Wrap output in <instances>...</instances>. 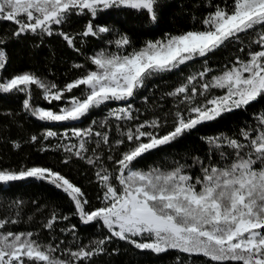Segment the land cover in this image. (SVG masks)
<instances>
[{
    "label": "snow or ice",
    "instance_id": "obj_1",
    "mask_svg": "<svg viewBox=\"0 0 264 264\" xmlns=\"http://www.w3.org/2000/svg\"><path fill=\"white\" fill-rule=\"evenodd\" d=\"M157 3L158 0H0V21L16 25L14 37L30 33L43 39L55 34L79 52L77 37L83 42V38H98L114 31L93 24L100 13L135 10L156 22ZM84 15L91 19L82 32L57 30L73 16ZM200 24L201 28L166 33L161 39L146 41L138 49L132 47L127 34L117 32L115 39L108 41L117 51L105 48L88 57L94 69L85 68L63 87L29 71L0 77V94L23 93V109L31 116L47 122H75L109 102L131 100L152 77L172 72L222 47L239 44L241 53L248 49L246 58L237 56L231 67L226 66L210 79L212 69L205 63L202 70L166 93L179 100L175 110L166 114L172 116V127L164 134L159 129L167 124L166 118L163 122L154 117L132 123L139 120V109L131 103L109 109L103 121H93L87 128L72 127L61 134L51 129L44 132L45 140L59 137L68 141L56 146L68 154L64 163L75 156L94 167L99 165L95 172L102 191L99 207L87 210L89 201L82 189L51 168L0 169V189L28 179L46 181L67 194L83 224L100 223L110 233L75 248H62L64 241L42 242L38 232L7 229L21 222L23 201L14 200L7 205L14 214L0 217V264H88L105 252V244L113 238L154 254L176 251L187 256V264H194L192 257H203L210 264H264V111L256 115L253 126L241 129L238 137H202L214 154L219 153L220 162L205 163L194 157L191 165L177 161L168 170L150 167L145 171L133 166L145 154L175 142L198 126L264 98V0H233L230 8L225 0L224 6L216 4ZM5 43L6 39L0 37V70L8 61ZM254 45L257 50H253ZM129 47L131 51H127ZM73 67L80 69L84 65ZM33 89L41 92L49 104L66 102L58 111L35 106ZM76 89L80 95L65 97ZM216 89L222 94L213 95ZM113 120L118 134L114 141L109 136ZM73 138L76 143H71ZM37 139L31 137L33 142ZM92 144L94 148L89 147ZM102 145L110 153L125 146L118 158L108 155L113 170L102 162ZM89 151L92 155H88ZM196 166L199 175L189 171ZM68 219L53 211L42 227L51 232L57 222ZM60 231L75 237L76 226ZM176 262L186 264L180 256Z\"/></svg>",
    "mask_w": 264,
    "mask_h": 264
},
{
    "label": "trees",
    "instance_id": "obj_2",
    "mask_svg": "<svg viewBox=\"0 0 264 264\" xmlns=\"http://www.w3.org/2000/svg\"><path fill=\"white\" fill-rule=\"evenodd\" d=\"M233 0H227L230 8ZM216 4L225 5V0H158L156 5L157 20L152 22L146 13H138L135 10L112 9L102 12L93 19V24L108 26L114 31L102 34L100 37H77L76 47L79 52L69 48L66 42L59 35L47 36L43 39L33 34H24L14 37L13 32L16 25L13 22L0 21V37L6 39L3 46L8 61L6 67L0 70V77L10 78L14 74L25 71L33 72L37 76L54 81L63 87L67 82L80 76L84 69H94L88 57L94 55L101 49L109 52L117 51L115 45L109 44V40L116 37V33L127 34L132 47L140 48L146 41L161 39L166 33L178 34L193 28H201L200 20L213 11ZM196 20H193V17ZM91 19L90 16H73L66 24L58 28L69 34H76L84 30L85 24ZM247 43V40H245ZM129 47L127 51H131ZM239 44H230L217 51L208 54L207 57L197 58L181 65L172 72L163 73L146 81L144 88H141L134 98L127 102H109L106 105L92 110L80 121L75 122H47L40 121L31 116L23 109V93L0 94V169H19L21 167L43 166L60 172L72 183L79 186L89 201L87 210L101 206L98 196L102 191L96 180L95 172L97 167L89 165L85 160L75 156L69 158L68 163L64 160L68 154L62 148L56 146L61 143H68L59 137L44 139L46 130L63 133L72 127L87 128L93 121H103L109 109L131 103L134 109H139L138 121L151 120L160 117L162 122L166 118L167 124L159 129L161 134L166 133L172 127V116L167 115L175 110L179 98L167 96L166 93L173 91L186 78L193 73L202 70L207 66L212 69L208 78L219 74L226 66L231 67L237 56L246 58L248 49L245 52L239 51ZM258 46H253L257 50ZM74 64L84 65V68L76 69ZM213 95H221L222 92L216 89ZM80 95V90H73V93H66L65 97ZM147 97V100H145ZM65 101H53L51 104L44 100L41 92L33 89L32 103L35 106L51 108L58 111ZM183 107V105H181ZM264 111V98L258 99L244 109L234 110L226 113L215 121L204 123L196 129L176 140L175 142L160 147L148 154H145L133 166L137 169L147 171L150 167H159L165 170L175 166L174 162L192 164L194 157H199L205 163L209 161L220 162L219 153H213L209 144L202 137L218 136L221 134L238 137L241 129L251 127L255 124V117ZM109 130L110 140L118 138L116 121H111ZM99 130V129H98ZM36 136L37 141L31 140ZM71 143H76L75 138ZM19 144V147H15ZM94 148L95 145L89 146ZM121 145L119 150L109 152L108 147L102 145L99 154L103 164L113 170L112 161L107 159L108 155L118 158L119 151L124 150ZM225 151H230L225 149ZM88 155H92L91 151ZM193 175H199V166L189 169ZM14 200L23 201L21 209V222L15 225H8L7 229L14 232L33 231L39 233L42 242L59 243L61 247L77 244H89L92 240L103 239L110 233L100 223L83 224L78 215L75 214V207L70 198L62 190L57 189L46 181L28 179L4 185L0 189V217L13 215L7 205ZM55 211L60 216H68V220H60L54 226L53 231L42 227L50 214ZM31 216L32 220L28 217ZM76 226L75 237L71 232H61V229ZM75 239V243L73 242ZM105 252L92 258L88 264H177L176 257L188 261L184 254L176 251H168L161 254H154L149 250L136 249L131 244L111 239L105 244ZM194 264H210L203 257H192Z\"/></svg>",
    "mask_w": 264,
    "mask_h": 264
}]
</instances>
